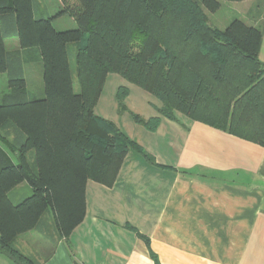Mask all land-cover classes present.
<instances>
[{
	"label": "trees",
	"instance_id": "trees-1",
	"mask_svg": "<svg viewBox=\"0 0 264 264\" xmlns=\"http://www.w3.org/2000/svg\"><path fill=\"white\" fill-rule=\"evenodd\" d=\"M243 1L61 0L60 15L75 27L57 30L59 16H36L35 0H0V75L8 79L0 96L1 253L37 264L14 247L19 236L49 214L56 238H69L85 217L89 181L112 187L129 150L151 161L95 114L109 74L158 99L160 117L182 114L264 148L262 25L236 18L221 29L208 15ZM34 61L41 98L27 78ZM128 95L118 89L119 113L128 111ZM130 114L149 131L159 125L160 117ZM23 185L31 196L15 203L9 194Z\"/></svg>",
	"mask_w": 264,
	"mask_h": 264
},
{
	"label": "crops",
	"instance_id": "crops-1",
	"mask_svg": "<svg viewBox=\"0 0 264 264\" xmlns=\"http://www.w3.org/2000/svg\"><path fill=\"white\" fill-rule=\"evenodd\" d=\"M262 29L264 63V22ZM148 104L152 110L137 113L160 117L161 103ZM109 112L97 115L151 161L129 150L112 187L89 181L84 219L69 238L45 245L40 264H264L262 146L182 114L126 134Z\"/></svg>",
	"mask_w": 264,
	"mask_h": 264
},
{
	"label": "rangeland",
	"instance_id": "rangeland-1",
	"mask_svg": "<svg viewBox=\"0 0 264 264\" xmlns=\"http://www.w3.org/2000/svg\"><path fill=\"white\" fill-rule=\"evenodd\" d=\"M35 2L36 16H46V14H49V16H59L54 24L57 30H67L75 27V22L69 15H60L62 13L61 10H63L61 0H35ZM221 5V10L218 13L212 15L207 12L210 17L209 19H211V24L218 28H226L228 24L236 18H240L247 24L262 25L264 22L263 0H248L238 3L223 2ZM13 41L14 40L12 39L7 41V47L10 51H13L15 49L12 43ZM74 48L75 47L71 45L68 49L70 50V63L73 69L75 68V63L73 62L75 54ZM36 63L37 62L34 61L33 63L29 64V66H27V75H31L30 78L29 75L27 76V78H29V87L31 89L30 91H32L37 98H41V91L43 96L44 88L42 80L37 77V75L39 76L40 73V65ZM7 83V76L0 75V96L5 91H7ZM77 87L78 86L76 85L75 89H77ZM119 87H131L133 95V98L131 100L133 102H130V108L134 110L131 111L134 112V114L139 115L140 113L137 112L147 114L144 109H153V105H149L148 102L159 104L160 101L158 99H155L154 96L142 90L141 88L128 83L121 76L117 74H109L107 82L103 87L104 90L102 93V97L101 99H99V103L96 106V114H100L103 109L106 111L109 110V113H113L112 118H114L115 122L121 124V126L125 128L124 130L126 131V134H134L136 132L132 130L133 127L134 129L143 128H140L141 125L138 126V124L134 122L129 110L127 109L128 111H126V113H119V108L117 109L116 105L115 108H113L114 102L112 99H114V92L118 90ZM31 193L32 190H30L28 186L23 185L22 187L13 190L9 195L15 203H18L24 199L26 200V198L31 196ZM51 219V216L48 214L46 218L43 219L44 222L40 225L39 228H37L35 231L19 236L15 241L14 247L19 249V251L27 257L33 259L37 264H40L42 258L48 255L49 250L45 251V245L49 247V245H51L53 240L56 238V232H54L55 228ZM0 264H17V262L10 258L8 255L0 252Z\"/></svg>",
	"mask_w": 264,
	"mask_h": 264
}]
</instances>
